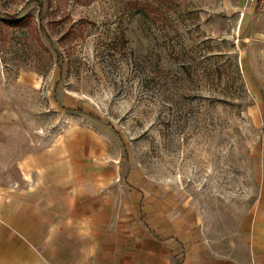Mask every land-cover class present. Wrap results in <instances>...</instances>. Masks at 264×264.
I'll return each instance as SVG.
<instances>
[{"label":"rangeland","instance_id":"rangeland-1","mask_svg":"<svg viewBox=\"0 0 264 264\" xmlns=\"http://www.w3.org/2000/svg\"><path fill=\"white\" fill-rule=\"evenodd\" d=\"M96 165L244 241L264 197V0H0V187Z\"/></svg>","mask_w":264,"mask_h":264},{"label":"crops","instance_id":"crops-1","mask_svg":"<svg viewBox=\"0 0 264 264\" xmlns=\"http://www.w3.org/2000/svg\"><path fill=\"white\" fill-rule=\"evenodd\" d=\"M103 165L0 187V264H264V197L246 239L211 237L193 209Z\"/></svg>","mask_w":264,"mask_h":264},{"label":"trees","instance_id":"trees-1","mask_svg":"<svg viewBox=\"0 0 264 264\" xmlns=\"http://www.w3.org/2000/svg\"><path fill=\"white\" fill-rule=\"evenodd\" d=\"M42 6H43V5H42V3H41V5L39 6V7H40V9L42 8Z\"/></svg>","mask_w":264,"mask_h":264}]
</instances>
